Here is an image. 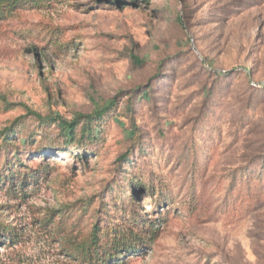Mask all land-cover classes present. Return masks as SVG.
<instances>
[{"label": "rangeland", "instance_id": "1", "mask_svg": "<svg viewBox=\"0 0 264 264\" xmlns=\"http://www.w3.org/2000/svg\"><path fill=\"white\" fill-rule=\"evenodd\" d=\"M111 1L0 18V129L22 125L27 180H8L23 198L0 183V264H83L69 250L90 224L132 215L151 241L108 264H264V0ZM111 103L94 150L23 107L68 120Z\"/></svg>", "mask_w": 264, "mask_h": 264}, {"label": "trees", "instance_id": "2", "mask_svg": "<svg viewBox=\"0 0 264 264\" xmlns=\"http://www.w3.org/2000/svg\"><path fill=\"white\" fill-rule=\"evenodd\" d=\"M102 1L112 3L111 0ZM142 1L147 2L148 0ZM22 2L23 4L29 3L35 6V4L43 3L44 0H0V18L11 15ZM129 2L131 5L134 4V0H129ZM112 105L113 103L96 111L94 114H75L73 118L68 120L55 114L42 116L27 106L23 107L25 115L31 117L37 124L57 129V138L60 143L62 142V146H77L84 148V150L85 148L94 150L99 141L102 123L105 121L108 112L113 110L111 108ZM17 121L16 119L8 126L0 129V157L5 155L7 149H11L12 157H15L7 166L0 167V183L7 186H9L8 180L13 179V177L18 178L21 176L22 179L24 178L20 186L27 183V180L25 181V174L22 172L21 162L16 159V157L19 158V145L16 143L18 138L15 137L17 132L15 129L22 126H17ZM61 145L57 144L55 146L58 148ZM136 148L141 149L142 146L137 145ZM43 150L40 152H43ZM43 156H46V154H43ZM141 182L142 180L138 184L144 188L145 185ZM14 186L15 183L10 184L8 190L12 191L14 195L18 194L21 198L26 196L23 189H12ZM157 190H160V188ZM87 215V210H83V216ZM92 215H94L93 210ZM130 220L126 223L127 225L122 231H119L117 228H109L105 225L97 224V222L91 223L89 230L84 233L83 237L80 235L79 239L69 250L70 256L79 259L83 264H108L110 261L115 262L113 261L115 257L121 256L124 252H129L134 245L141 244L142 242L148 244L147 242L151 241V239L145 240L143 236H146V234L141 235L137 232L138 230L142 231L146 227L142 217L132 215ZM13 232H15V227H10L8 224L0 222L1 234H6L8 237H11Z\"/></svg>", "mask_w": 264, "mask_h": 264}]
</instances>
